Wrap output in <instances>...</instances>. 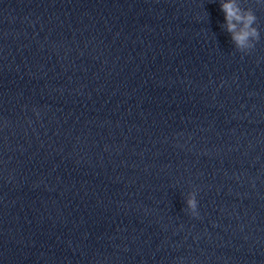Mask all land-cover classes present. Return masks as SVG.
<instances>
[{
  "label": "clouds",
  "instance_id": "1",
  "mask_svg": "<svg viewBox=\"0 0 264 264\" xmlns=\"http://www.w3.org/2000/svg\"><path fill=\"white\" fill-rule=\"evenodd\" d=\"M221 10L224 13L227 32L231 34L235 48L241 53L254 49L261 39L257 27L258 17L251 7H242L240 0H222ZM192 216H198V200L196 192L190 193L185 201Z\"/></svg>",
  "mask_w": 264,
  "mask_h": 264
}]
</instances>
